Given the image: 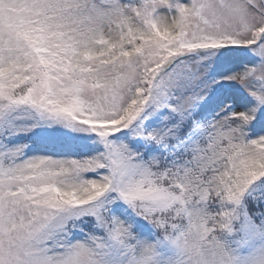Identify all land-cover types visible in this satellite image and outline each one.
Instances as JSON below:
<instances>
[{"label":"snow or ice","instance_id":"1","mask_svg":"<svg viewBox=\"0 0 264 264\" xmlns=\"http://www.w3.org/2000/svg\"><path fill=\"white\" fill-rule=\"evenodd\" d=\"M0 264H264V0H0Z\"/></svg>","mask_w":264,"mask_h":264}]
</instances>
